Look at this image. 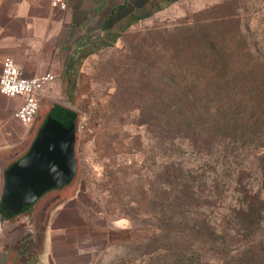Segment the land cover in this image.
I'll return each instance as SVG.
<instances>
[{"label": "trees", "instance_id": "1", "mask_svg": "<svg viewBox=\"0 0 264 264\" xmlns=\"http://www.w3.org/2000/svg\"><path fill=\"white\" fill-rule=\"evenodd\" d=\"M239 23L218 13L161 35L126 87L170 158L153 191L165 195V264H206V251L215 264H264V36Z\"/></svg>", "mask_w": 264, "mask_h": 264}, {"label": "rangeland", "instance_id": "2", "mask_svg": "<svg viewBox=\"0 0 264 264\" xmlns=\"http://www.w3.org/2000/svg\"><path fill=\"white\" fill-rule=\"evenodd\" d=\"M234 12L246 33L264 36V0H176L127 28L76 47L55 76L48 105L49 109L63 105L77 114V168L67 183L49 188L40 198L60 202L74 198L97 217V229L106 232L100 241L101 264H165L155 253L166 246L164 232L156 227L165 195L156 200L153 191L165 190L170 158L155 148L152 133L139 124L136 102L125 93L126 87L139 73L147 74L141 59L152 55L158 37L218 13ZM251 161L250 156L245 163ZM256 174L253 185L258 188L263 180ZM202 260L216 262L210 251Z\"/></svg>", "mask_w": 264, "mask_h": 264}, {"label": "crops", "instance_id": "3", "mask_svg": "<svg viewBox=\"0 0 264 264\" xmlns=\"http://www.w3.org/2000/svg\"><path fill=\"white\" fill-rule=\"evenodd\" d=\"M174 1L67 0L66 10H58L48 0H0V74L3 59L11 57L22 76L50 72L55 79L76 47ZM53 85L38 95L40 109L28 123L14 117L23 98L0 92V206L10 166L28 154L48 118ZM30 207L29 213L0 216V264H101L106 232H99L97 217L81 201L38 199Z\"/></svg>", "mask_w": 264, "mask_h": 264}, {"label": "water", "instance_id": "4", "mask_svg": "<svg viewBox=\"0 0 264 264\" xmlns=\"http://www.w3.org/2000/svg\"><path fill=\"white\" fill-rule=\"evenodd\" d=\"M76 112L54 106L28 154L8 170V187L0 216L29 213L49 188L67 183L75 174Z\"/></svg>", "mask_w": 264, "mask_h": 264}, {"label": "built area", "instance_id": "5", "mask_svg": "<svg viewBox=\"0 0 264 264\" xmlns=\"http://www.w3.org/2000/svg\"><path fill=\"white\" fill-rule=\"evenodd\" d=\"M52 8L66 10L67 0H48ZM54 80V75L46 72L31 77H24L18 63L11 57L4 58L1 64L0 92L8 97L21 96V104L14 112V117L21 122L32 121L38 113L40 103L38 95L47 84Z\"/></svg>", "mask_w": 264, "mask_h": 264}]
</instances>
